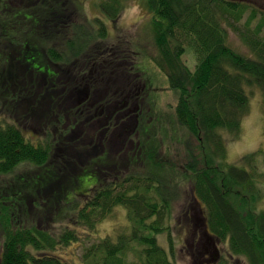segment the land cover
Listing matches in <instances>:
<instances>
[{
  "label": "trees",
  "instance_id": "16d2710c",
  "mask_svg": "<svg viewBox=\"0 0 264 264\" xmlns=\"http://www.w3.org/2000/svg\"><path fill=\"white\" fill-rule=\"evenodd\" d=\"M98 1L104 16L116 22L130 0ZM142 1L155 50L151 59L180 92L178 121L197 141L196 148L187 143L191 162L184 177L206 206L205 227L248 264H264V174L253 164L251 170L223 165L225 136L239 137L250 107L247 88L257 86L264 94V9L247 0ZM96 22L78 0H0V264H71L57 251L92 235L116 207L126 209L128 229L116 239L80 245L78 264H129V252L139 264H175L158 237L170 231L179 183L166 177L155 153L145 154L143 143L136 145L138 158L122 152L123 162L110 151L112 142L125 147L131 128L127 121L101 127L103 111L115 110L124 120L131 113L135 124L142 111L138 95L116 98L117 85L129 81L110 76L116 55L107 51V23ZM230 31L248 54L233 48ZM188 50L194 69L184 61ZM104 58L109 62L100 69ZM124 73L131 78L130 70ZM87 83L95 87L93 97L97 88H112L105 104H78L73 95L86 94ZM30 126L51 132L35 144L23 131ZM38 215L56 225L29 223Z\"/></svg>",
  "mask_w": 264,
  "mask_h": 264
},
{
  "label": "rangeland",
  "instance_id": "374dc122",
  "mask_svg": "<svg viewBox=\"0 0 264 264\" xmlns=\"http://www.w3.org/2000/svg\"><path fill=\"white\" fill-rule=\"evenodd\" d=\"M252 5L261 7L264 9V0H247ZM82 5L85 14L94 22L104 20L109 28V36L107 41V51L110 50L115 53L116 58L110 62V66L114 72L111 77H125V81H129L126 84L117 85L116 98L120 95H138V110L142 111L141 121L135 122L129 114L128 120L120 117L118 112L108 115L107 120L105 111L101 117V127L108 128L112 124H117L126 121L129 123V133L123 134L127 137L124 143L120 140L118 143L112 142L110 145V151L114 153L118 152L121 162L126 160L124 151H129L134 157L138 158L137 154H141V150H137L136 146L138 142L140 145L143 143L144 152L146 155L155 153L158 161L165 164L164 172L167 178L171 179L174 176L177 183H179V189L181 191L179 200L174 203L173 217L171 224L169 223L170 231L162 234L158 237L159 244L168 250L171 260L175 264H200L201 249L196 248V242L192 246L194 240H200L197 230L202 231L201 218L206 215V206L199 202L194 196V189L192 181L184 177V169L186 165L191 162V156L187 150V143L196 148L197 141L189 136L187 128L182 127L177 117V106L180 101V92L170 87L169 79L167 75L153 62L151 59L155 55L153 42L150 41L148 24H149V12L144 7L142 0H130L127 4L126 10L121 14L120 18L113 22L106 18L102 11L98 8V0H78ZM28 17V15H26ZM77 20V18L75 19ZM97 23V22H96ZM256 23V22H255ZM254 23V25H255ZM98 24V23H97ZM230 33V44L237 51L248 54L249 50L242 43L238 34ZM132 43V46L129 44ZM97 52L94 54L96 55ZM123 55V57H122ZM134 58H132V56ZM132 60L136 62L135 69L133 70ZM186 64L194 69L196 66V60L194 55L188 50L184 56ZM109 62V60H108ZM131 71V78H127L126 71ZM136 72V73H135ZM124 78V79H125ZM89 90H94L95 87L87 83ZM103 88V89H102ZM98 91L104 92L103 98H98L97 104H105L112 93V88L100 87ZM250 96V107L247 115L242 121L241 132L238 138L233 135H226V155L223 160V165L226 164H241V167H245L248 170L252 169V164L257 167V174H264V94L262 90L257 87L247 88ZM84 91V89H83ZM87 91V90H86ZM91 93V92H90ZM137 93V94H136ZM116 98L112 104L116 103ZM136 97H134L135 99ZM101 99V100H100ZM137 99V98H136ZM86 100V99H85ZM87 101V100H86ZM85 102V101H83ZM82 103V102H81ZM96 105V104H95ZM77 106V105H76ZM136 106V107H137ZM108 114V111H106ZM134 115V113H133ZM1 117H5L1 115ZM97 118L94 116V119ZM144 119V122L142 120ZM119 126V130L123 126ZM120 125V124H119ZM33 126H30V128ZM30 128H23L25 135L29 140L38 144L39 140L44 139V136L48 132V127H33L36 130L34 133ZM122 131V130H121ZM120 131V132H121ZM141 131V132H140ZM51 131L48 132L50 134ZM44 134V135H43ZM121 138L123 136L121 135ZM112 147V149H111ZM74 147L71 148V150ZM79 146L76 147V150ZM109 150V149H108ZM198 153V150H196ZM256 154L253 158V163L249 160L246 161V156L249 154ZM143 160V159H142ZM146 164L153 169V166L146 161ZM117 168H121L119 165ZM40 171L34 168L33 172ZM158 173V172H157ZM189 176V174H187ZM114 176V174H113ZM111 175V177H113ZM114 178V177H113ZM4 178H0V181ZM259 186L264 191V179L261 180ZM264 194V193H263ZM260 209L264 210V196L259 202ZM127 211L123 207H116L113 212L103 221L98 224L96 232L92 235H83V241L69 246L65 249H60L57 254L63 259L67 260L71 264L80 263L79 258L82 252L81 246H88L94 242H98L102 238L112 237L116 239L117 235L128 229V217ZM39 216V215H38ZM40 218L30 217L29 223L40 225L41 227H48L49 225H56L48 215H40ZM43 219V220H42ZM27 221L26 217L23 221ZM206 222V221H205ZM171 234V236H170ZM215 242L222 250L223 259L225 262L221 264H248L245 258H240L230 252L229 246L218 239ZM85 243V244H84ZM81 245V246H80ZM216 245V246H217ZM174 246V247H173ZM172 247L174 253L172 255ZM200 252V254H198ZM234 257V258H233ZM124 259L129 264H139V259L135 253L129 252L125 254Z\"/></svg>",
  "mask_w": 264,
  "mask_h": 264
},
{
  "label": "flooded vegetation",
  "instance_id": "af4514ba",
  "mask_svg": "<svg viewBox=\"0 0 264 264\" xmlns=\"http://www.w3.org/2000/svg\"><path fill=\"white\" fill-rule=\"evenodd\" d=\"M107 64H108V59L104 58L101 60V64L99 65V68L102 69L105 65L107 66ZM85 87L87 88L86 94L84 93L82 95L81 91H79V92H77V94L73 95L76 97L78 104H80L81 102L84 103L83 101L86 102V100L89 99L90 102L92 101V103L95 105L98 102V98H101V99L103 98L104 92H102V91H100V93L94 92L95 97H96L95 98L90 94L91 90H89L88 86L86 85ZM90 97L91 98L93 97V99H91ZM76 105L77 104H75V106ZM117 107H118V102L116 103L115 109H117ZM121 109H123V107ZM114 111L115 110L108 111V114H112ZM106 120H107V118H106ZM205 223H206L205 217L201 218V224L204 227L200 228L202 231L197 230V232H200V234H199L200 240H198V241L194 240L192 243V246L196 242V246H197L196 248H198L199 250L200 249L202 250L200 261H199L200 264H221V263L225 262V259L222 258L223 257L222 250L220 249V247L215 242L216 238L214 236H212L208 232V230L206 229ZM198 254H200V252Z\"/></svg>",
  "mask_w": 264,
  "mask_h": 264
},
{
  "label": "bare ground",
  "instance_id": "6f19581e",
  "mask_svg": "<svg viewBox=\"0 0 264 264\" xmlns=\"http://www.w3.org/2000/svg\"><path fill=\"white\" fill-rule=\"evenodd\" d=\"M105 76H107V75H105ZM108 78V77H107Z\"/></svg>",
  "mask_w": 264,
  "mask_h": 264
}]
</instances>
